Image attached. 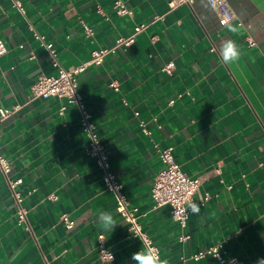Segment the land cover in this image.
Returning <instances> with one entry per match:
<instances>
[{
    "label": "crops",
    "instance_id": "1",
    "mask_svg": "<svg viewBox=\"0 0 264 264\" xmlns=\"http://www.w3.org/2000/svg\"><path fill=\"white\" fill-rule=\"evenodd\" d=\"M13 1L0 0V39L9 48L0 56V107L18 108L0 121V136L10 178L22 179L15 189L28 222L19 221L13 190L0 172V264H135L140 242L86 153L78 109L30 93L41 73H56L35 31L71 67L140 24L147 26L131 46L79 75L111 169L169 264H217L191 255L218 242L246 264L264 258V0H230L235 19L226 25L208 0L176 7L171 0H121L132 11L125 14L116 11L118 0H20L24 12ZM226 40L240 48L238 62L222 60ZM156 144L173 146L184 172L201 180L194 195L199 212L184 228L168 205H153L152 185L165 166ZM99 211L112 214V231L102 229ZM65 213L75 218L71 229ZM183 233L190 237L180 240ZM99 234L114 259L100 258Z\"/></svg>",
    "mask_w": 264,
    "mask_h": 264
},
{
    "label": "built area",
    "instance_id": "2",
    "mask_svg": "<svg viewBox=\"0 0 264 264\" xmlns=\"http://www.w3.org/2000/svg\"><path fill=\"white\" fill-rule=\"evenodd\" d=\"M211 7L217 12L219 21L222 25H226L235 19L234 11L231 7L230 0H208ZM16 6L21 12L25 9L20 0H14ZM192 0H171L170 7H176L182 3H191ZM116 11L119 14L131 13L121 0L116 1ZM147 25L140 24L134 29V32L126 35L119 36L115 43L108 47L97 48L93 51L92 57L89 61L82 62L78 65L71 67H64L58 57L57 51L52 47L51 43L45 41L44 36L35 31V37L41 41L48 49L51 57V63L56 69V73L47 74L41 73L36 81L33 83L30 93V98L37 97L50 98L58 97L64 99L68 104L76 106L79 111V123L82 131L87 138L86 153L95 159L98 167L102 171V179L105 187L115 194L117 200V210L120 215L127 221L128 228L131 236L140 242L139 251L154 247L158 249L162 257L160 247L154 242L153 238L144 230L140 221L139 209L133 206L126 193L124 192V185L119 179L118 175L111 169V161L109 152L104 144L102 138L98 134L96 123L92 118V113L87 107L84 95L79 85V75L87 70L90 64L100 65L106 57L115 53L121 47H129L136 41L137 34L142 31ZM88 33H92L91 29L87 28ZM254 44V41H250ZM9 48L3 39H0V56L7 53ZM34 57V54L31 55ZM173 63L166 65L165 69L171 71ZM112 86L114 89H119L117 81H113ZM18 105L13 108L0 107V121L7 118ZM66 106H61L59 112L64 114ZM138 115L139 112L136 111ZM142 131L151 135L152 130L148 127L147 122L143 119L140 121ZM159 156L163 163L164 168L156 175L152 189L151 197L154 207L168 205L171 210L172 217L181 226L186 227L192 213L191 206L193 204L198 206L194 195L200 186L199 177H191L183 170V161L176 157L173 146L160 147L157 145ZM11 171V161L1 150V136H0V172L5 176L10 188L13 190L15 204L17 206V213L19 221L28 222V208L23 204V196L17 191L16 186L22 181L19 179H12L9 176ZM52 199H58V195L53 193L50 195ZM211 197L209 192L206 193L205 198L200 204L204 205L205 202ZM62 220L68 229L73 228L75 225V218L65 213L61 216ZM190 237L189 233L180 235V240H187ZM98 249L99 255L102 260H112L106 253H110L115 258V253L107 244L106 236L104 234L98 235ZM211 256L216 259L217 264H246L245 260L235 255H229L225 242H218L210 245L207 248L200 249L191 255L193 259H202ZM163 258V257H162Z\"/></svg>",
    "mask_w": 264,
    "mask_h": 264
},
{
    "label": "clouds",
    "instance_id": "3",
    "mask_svg": "<svg viewBox=\"0 0 264 264\" xmlns=\"http://www.w3.org/2000/svg\"><path fill=\"white\" fill-rule=\"evenodd\" d=\"M238 29L233 27L231 31L236 32ZM241 50L237 43L233 40H226L220 46V55L225 63L231 64L238 62L241 57ZM193 213L199 212V207L195 204L191 206ZM98 221L104 231H112L114 226V218L111 213L105 211L98 212ZM113 259L110 253H106ZM131 259L135 264H169L167 259H164L159 254L158 249L154 247H148L147 249H142L136 253H133ZM257 264H264V258L257 261Z\"/></svg>",
    "mask_w": 264,
    "mask_h": 264
}]
</instances>
